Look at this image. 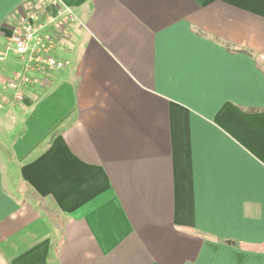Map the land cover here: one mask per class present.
<instances>
[{"label":"crops","instance_id":"crops-1","mask_svg":"<svg viewBox=\"0 0 264 264\" xmlns=\"http://www.w3.org/2000/svg\"><path fill=\"white\" fill-rule=\"evenodd\" d=\"M47 1L0 0V47ZM57 1L66 68L0 112V264H264V0Z\"/></svg>","mask_w":264,"mask_h":264},{"label":"built area","instance_id":"built-area-1","mask_svg":"<svg viewBox=\"0 0 264 264\" xmlns=\"http://www.w3.org/2000/svg\"><path fill=\"white\" fill-rule=\"evenodd\" d=\"M76 22L74 11L57 0L26 3L12 17L10 35L0 47V65L13 56L19 66L0 93V112L8 103H20L29 87L43 77L66 68L57 48Z\"/></svg>","mask_w":264,"mask_h":264}]
</instances>
